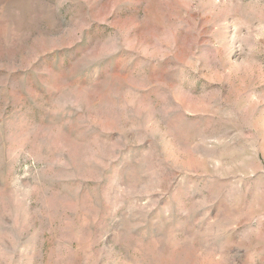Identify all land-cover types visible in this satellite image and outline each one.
Segmentation results:
<instances>
[{
  "label": "rangeland",
  "instance_id": "1",
  "mask_svg": "<svg viewBox=\"0 0 264 264\" xmlns=\"http://www.w3.org/2000/svg\"><path fill=\"white\" fill-rule=\"evenodd\" d=\"M0 264H264V0H0Z\"/></svg>",
  "mask_w": 264,
  "mask_h": 264
}]
</instances>
